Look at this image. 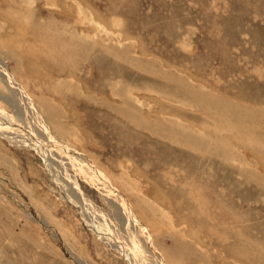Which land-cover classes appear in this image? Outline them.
<instances>
[{
	"label": "rangeland",
	"instance_id": "1",
	"mask_svg": "<svg viewBox=\"0 0 264 264\" xmlns=\"http://www.w3.org/2000/svg\"><path fill=\"white\" fill-rule=\"evenodd\" d=\"M0 264H264V0H0Z\"/></svg>",
	"mask_w": 264,
	"mask_h": 264
},
{
	"label": "bare ground",
	"instance_id": "2",
	"mask_svg": "<svg viewBox=\"0 0 264 264\" xmlns=\"http://www.w3.org/2000/svg\"><path fill=\"white\" fill-rule=\"evenodd\" d=\"M98 44H100V43H98ZM108 50L109 51H113L114 50L116 52L118 51V49H112V48H108ZM124 53H127V52L124 51ZM161 75H164L165 76V79L168 78L169 80L172 77V73H170V72H168V73L165 72L163 74L161 72ZM177 82H180V84L183 86L182 93L184 95L180 96L179 93L174 94V95L183 97L186 100L191 101V103H189L190 105L192 104L194 107L200 108L207 116H210L212 119L220 122L221 124L228 125L229 126V130H239V133L241 135L244 134L247 139H250V140H253V141L256 142V138L258 137V135L256 133H254V132H251L249 130L248 124L245 123L244 121H242V119L240 117V113L238 111L239 110V107L234 106V104H231V106H232V109L231 110L233 112L230 113V112L226 111V108H223V106H224L223 101H221V100L218 99L219 103H217L216 102V99H214V97L212 95L200 93L199 90L196 92L194 89H192V87H191L190 84L182 81L179 77L176 76L175 77V83H177ZM191 93H193V94H191ZM195 94L200 95L201 96V100L198 101L197 95H195ZM128 99L130 100V98H128ZM134 113H135V111H132V110H125L124 111V114L127 115V116H132ZM48 115L50 116V119L53 121V117L50 114H48ZM235 115L238 118V125H236V124H232L231 125L228 122V120L231 119V118H233ZM139 123H140V121H139ZM154 126H156L157 128H161V126H162V128H164V129L167 130L166 135H168V136H170V133L171 132H175L177 134L180 133L181 134V137L183 139H185V141L187 142V144L190 145L191 147H195V149L198 148V147H203V145L206 144V145L210 146L209 149H210V151L212 153H216L217 154V153L221 152V154L223 156H226L227 155L229 157H234V155L231 154V152H230L231 151V148H232V143H229L225 138H223V136L221 135V129L219 127H217L218 130H216V129L215 130H208V131H206L205 134H198L191 127H187V126L176 127L172 122H168L164 126L163 125H159V124H154ZM169 126H172V128L170 130H168V127ZM223 128H225V125H224ZM18 130H21V129L18 128ZM25 138H27V137H25ZM209 139H212V141L214 143L213 146H211L209 144ZM247 142L250 143V141H247ZM254 145H255L256 149H258L257 146H256V143ZM42 146L43 145H41V147ZM51 146L54 149L56 145L54 146V144H51ZM51 148H49V149H51ZM42 149H44V148H42ZM59 151H60V149H59ZM97 172H99V171H97ZM93 178H94V180L96 182H98L99 186L101 185L102 188L104 187V190L107 192L108 195L111 194V195H113V197H116L119 201L121 200L122 202L123 201L125 202V199L118 192H116L114 189H112L111 186L108 184V182H106V179L104 178V176L102 178L99 175H95ZM125 204H126V202H125ZM123 209H125V211L128 214V217L132 221H135V222L137 221L136 218H135L134 213L132 212V210L130 209V207L127 204H126V208L124 207ZM173 238H174V240H178L179 239L177 236H175Z\"/></svg>",
	"mask_w": 264,
	"mask_h": 264
}]
</instances>
